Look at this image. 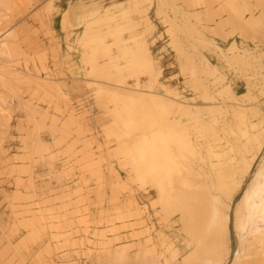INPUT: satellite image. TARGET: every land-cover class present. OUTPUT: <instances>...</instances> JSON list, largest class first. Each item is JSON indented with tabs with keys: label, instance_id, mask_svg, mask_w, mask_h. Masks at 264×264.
<instances>
[{
	"label": "rangeland",
	"instance_id": "rangeland-1",
	"mask_svg": "<svg viewBox=\"0 0 264 264\" xmlns=\"http://www.w3.org/2000/svg\"><path fill=\"white\" fill-rule=\"evenodd\" d=\"M1 1L6 5L0 6V31L12 32L17 52L11 58L0 59V101L9 114L6 119L0 118V264H103L96 255L78 258L77 246L73 245L79 242L77 239L58 242L53 229L57 225L72 234L87 226L99 238L107 233L110 240L114 238L115 249L127 245L133 256L139 253V261L148 260L152 257L146 255L149 249L136 246L145 235L137 238L136 233L149 228L154 236L161 231L175 236L181 229V224L175 223L181 214L173 208L162 211L159 204L154 207L155 190L134 181L124 158L115 155L118 145L108 135L110 118L95 103L93 77L83 62L87 48L77 42L96 3L105 8L124 0ZM136 1L130 10L132 23L121 22L120 28L125 39L131 34L146 33L148 45L161 61L164 85L195 98L190 101L195 104L209 105L213 97L222 103L226 97L213 93L212 86L205 97L193 73L203 85H212L219 75H214L215 66L221 65L219 58L224 61L217 47L232 57L228 49L235 42L240 48L236 53L249 48L258 60L248 66L243 62L230 66L224 61L223 69L220 66L227 74L224 82L233 88L241 104L249 108L258 105L264 112V0H252L260 22L246 27L241 26L245 22L236 27L229 24L233 13L213 0H167L164 6L160 0ZM139 9L148 11L145 15ZM166 16L174 20L178 17V26L173 28L178 46L172 44ZM245 17L249 19V13ZM148 18L154 29H147ZM102 31L107 32V27ZM113 42V37L107 38L108 44ZM177 48L182 50L181 55ZM9 65H17L14 69L18 72L29 68L51 74L55 78L52 88L15 78V70L7 69ZM71 108L86 111L93 130L80 132L78 126L70 124L67 114ZM189 117L183 118L184 125L194 133V120ZM202 118L208 119L209 115ZM192 133V142L207 153L208 143L214 144L211 137L203 140ZM249 181L250 178L244 188ZM241 194L242 191L234 204ZM128 209L138 211L143 226L135 230L133 219H116ZM39 211L45 222L30 226ZM110 220L116 221L117 235L107 232L110 224L106 222ZM170 225L175 229H169ZM230 238L232 251H236L239 243L233 212Z\"/></svg>",
	"mask_w": 264,
	"mask_h": 264
},
{
	"label": "bare ground",
	"instance_id": "bare-ground-1",
	"mask_svg": "<svg viewBox=\"0 0 264 264\" xmlns=\"http://www.w3.org/2000/svg\"><path fill=\"white\" fill-rule=\"evenodd\" d=\"M134 1L138 3L124 0L105 8L96 3L84 21L86 29L77 37V42L87 48L83 62L90 67L88 71L93 77L95 103L110 118L108 135L113 136L118 145L115 155L124 158L134 181L155 190L154 207L159 204L162 211L173 208L180 212L181 217L175 223L181 224V229L176 230L175 236L164 231L154 236L149 228L136 233L137 238L145 235L136 246L149 249L146 255L152 256L140 261L139 253L133 256L127 245L115 249L114 238L110 240L107 233L99 238L88 226L84 231L72 234L57 225L53 228L56 240L68 243V240L77 239L79 242L73 245L77 246L78 258L96 255L103 264H264V137L261 138L264 112L258 105L249 108L241 104L233 88L224 82L227 74L221 70L224 61L230 66L239 62L248 66L251 61L257 62L258 57L245 47L242 53H236L240 48L235 42L228 49L232 57L217 47L224 61L219 58L221 69L215 66L214 75H219L213 84L203 85L196 73L193 78L199 81L205 97L210 95L212 86L213 93L226 98L217 103L213 97V103L209 105L190 102L196 99L164 85L161 61L148 45L145 32L131 34L127 39L123 37L121 22L132 23L130 10ZM160 1L161 6L167 2ZM213 3L229 8L233 14L228 23L234 27L242 22L246 23L242 27L260 22L252 0H213ZM5 5V1L0 0V6ZM138 11L146 15L148 10ZM246 13H249V19L245 17ZM177 18L166 16L174 46H178L173 30ZM103 27L108 31H102ZM146 27L150 30L155 27L149 18ZM110 36L114 38L112 44L107 43ZM11 38L10 31L0 35V59L11 58L17 52ZM178 51L181 55L182 50L179 48ZM16 66L9 65L7 69ZM2 69L6 70V67ZM23 70L25 72L15 70L12 74L29 83L36 82L40 87L52 88L55 78L51 74L36 73L29 68ZM205 114L209 115L208 119L202 118ZM67 115L70 124L78 126L80 132L93 130V122L86 111L71 108ZM8 116L0 101V118ZM185 116L194 120L193 131L197 137L203 140L208 135L211 137L214 144L208 143L207 153H202L192 142V132L184 125ZM240 191L241 197L234 204ZM137 212L128 209L119 213L116 219L123 222L133 219L132 227L136 230L144 225ZM232 212L239 243L236 251H232L230 238ZM39 214L34 215L30 226L45 222L42 211ZM115 222H106L110 224L107 232L113 235L118 234L114 229ZM168 228L175 229L173 225Z\"/></svg>",
	"mask_w": 264,
	"mask_h": 264
}]
</instances>
